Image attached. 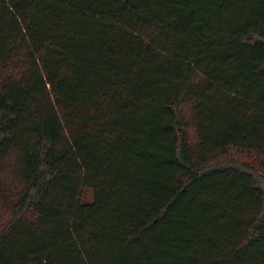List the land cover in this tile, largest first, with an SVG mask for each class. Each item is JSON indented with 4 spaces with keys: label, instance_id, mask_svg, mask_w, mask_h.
Masks as SVG:
<instances>
[{
    "label": "trees",
    "instance_id": "obj_1",
    "mask_svg": "<svg viewBox=\"0 0 264 264\" xmlns=\"http://www.w3.org/2000/svg\"><path fill=\"white\" fill-rule=\"evenodd\" d=\"M0 264H264V0H0Z\"/></svg>",
    "mask_w": 264,
    "mask_h": 264
},
{
    "label": "rangeland",
    "instance_id": "obj_2",
    "mask_svg": "<svg viewBox=\"0 0 264 264\" xmlns=\"http://www.w3.org/2000/svg\"><path fill=\"white\" fill-rule=\"evenodd\" d=\"M239 162H250V159L247 156H239L236 157ZM93 198L92 193L91 192H87L84 196V201H91Z\"/></svg>",
    "mask_w": 264,
    "mask_h": 264
}]
</instances>
